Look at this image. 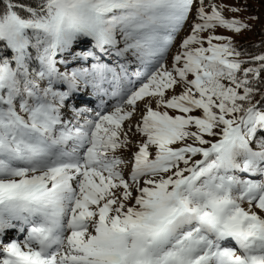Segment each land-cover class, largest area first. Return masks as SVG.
Masks as SVG:
<instances>
[{
  "label": "snow or ice",
  "instance_id": "obj_1",
  "mask_svg": "<svg viewBox=\"0 0 264 264\" xmlns=\"http://www.w3.org/2000/svg\"><path fill=\"white\" fill-rule=\"evenodd\" d=\"M225 9L0 0V264H264V24Z\"/></svg>",
  "mask_w": 264,
  "mask_h": 264
},
{
  "label": "rangeland",
  "instance_id": "obj_2",
  "mask_svg": "<svg viewBox=\"0 0 264 264\" xmlns=\"http://www.w3.org/2000/svg\"><path fill=\"white\" fill-rule=\"evenodd\" d=\"M235 2H236V0H216V3H218V4L219 3L228 4V3H235ZM247 6H248V10L246 12L231 13L225 9L223 14L225 15L226 18L236 17L239 19H244L245 17H248L250 15H256V16L260 17V20L248 21V22L254 25V27H253L254 29H256V28L261 29L257 25L264 24V0H247ZM185 34H187V31L182 32L180 35L183 36ZM217 34H221V35H225V36H233L234 35L232 32L228 31L227 29H217ZM251 35H252V30L242 32V34L235 37L236 45H238L241 41L248 39ZM246 37H248V38H246ZM61 70H63V69H61ZM169 111H170V114H173L171 110H169ZM195 114L198 115L199 113L197 112ZM252 146H253V148L256 147L255 142H253ZM132 150L135 151L136 149L132 148L131 151ZM131 151L126 152L125 155L131 154ZM9 235H11V233Z\"/></svg>",
  "mask_w": 264,
  "mask_h": 264
},
{
  "label": "trees",
  "instance_id": "obj_3",
  "mask_svg": "<svg viewBox=\"0 0 264 264\" xmlns=\"http://www.w3.org/2000/svg\"><path fill=\"white\" fill-rule=\"evenodd\" d=\"M246 38H248V37H246ZM261 38H262V33H261V32H255V33L253 34V36L249 37V38L246 39V40L241 41V42L237 45V47H240V46L242 45V46H244V48H245L246 50H248V51H250V52H252V51H257V49H253V48H252V45H253V43L259 41ZM242 58H244V57H242ZM257 99H259V96H257ZM260 135H261V133H257V138H259Z\"/></svg>",
  "mask_w": 264,
  "mask_h": 264
},
{
  "label": "bare ground",
  "instance_id": "obj_4",
  "mask_svg": "<svg viewBox=\"0 0 264 264\" xmlns=\"http://www.w3.org/2000/svg\"><path fill=\"white\" fill-rule=\"evenodd\" d=\"M77 106L79 107V106H81L80 104H77Z\"/></svg>",
  "mask_w": 264,
  "mask_h": 264
}]
</instances>
